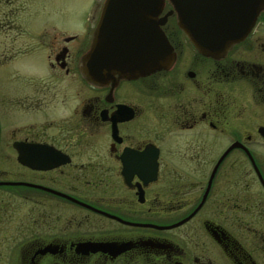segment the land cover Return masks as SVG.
<instances>
[{
  "label": "flooded vegetation",
  "instance_id": "obj_1",
  "mask_svg": "<svg viewBox=\"0 0 264 264\" xmlns=\"http://www.w3.org/2000/svg\"><path fill=\"white\" fill-rule=\"evenodd\" d=\"M105 2L0 51V264H264V7L204 52L165 0L169 65L95 83ZM149 19L122 29L143 64Z\"/></svg>",
  "mask_w": 264,
  "mask_h": 264
},
{
  "label": "water",
  "instance_id": "obj_2",
  "mask_svg": "<svg viewBox=\"0 0 264 264\" xmlns=\"http://www.w3.org/2000/svg\"><path fill=\"white\" fill-rule=\"evenodd\" d=\"M165 0H106L103 4L97 25L92 36L91 66L87 70L95 83L103 79H114L115 75L137 76L159 70L169 65L170 47L157 19ZM178 15V23L189 41L204 52L218 47L227 49L237 37L231 32L232 18L239 14L247 15L244 30H248L264 0H169ZM154 23V57L149 64H143L140 52H124L121 44L125 34V24H138L147 19ZM154 16V18H153ZM134 33H131V36ZM130 36V38H131ZM133 38V36H132Z\"/></svg>",
  "mask_w": 264,
  "mask_h": 264
},
{
  "label": "rangeland",
  "instance_id": "obj_3",
  "mask_svg": "<svg viewBox=\"0 0 264 264\" xmlns=\"http://www.w3.org/2000/svg\"><path fill=\"white\" fill-rule=\"evenodd\" d=\"M98 3L99 0H0V51L36 45L38 34L43 32L47 37H81Z\"/></svg>",
  "mask_w": 264,
  "mask_h": 264
}]
</instances>
